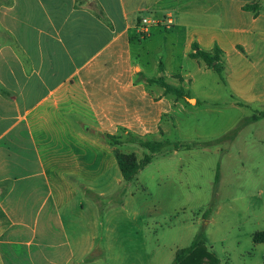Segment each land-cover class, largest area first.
<instances>
[{
  "label": "crops",
  "instance_id": "crops-1",
  "mask_svg": "<svg viewBox=\"0 0 264 264\" xmlns=\"http://www.w3.org/2000/svg\"><path fill=\"white\" fill-rule=\"evenodd\" d=\"M83 1H0V264H142L139 247L121 242L126 239L122 227L110 234L111 228L101 224L78 226L66 208L74 198L75 177L92 187L105 182L109 171L121 174L100 132L114 135L124 129L142 139L157 138L167 133L171 114L177 109L180 115L187 113L182 99L146 82L163 76L181 87L185 80L178 82L171 74L168 80L161 61L163 72L157 77L138 66L144 45H151L161 30L149 38L133 32L137 34L136 21L144 12L166 16L171 26L164 31V44L182 27L179 16L198 11L193 3L167 8L163 3L169 0ZM251 1L211 0L220 4L214 15L207 11L211 17H227L230 7L236 20L203 30L188 25L185 53L191 58L194 43L207 52L218 45L226 63L228 55L235 57L234 74L226 77L236 99L264 107V86L257 84L259 77L264 79V0L258 16L242 10ZM99 11L105 20L96 16ZM196 97L199 105L204 103L196 109L210 106L211 101ZM243 103L229 107L242 110ZM239 121L217 136L208 123L209 130L197 141L212 142ZM229 150L219 153L231 157ZM239 162L245 166V160ZM90 171L98 173L96 179H90ZM223 172L219 159L216 180ZM260 194L255 199L264 204V190ZM262 231L264 226L250 234ZM108 235L112 242L107 243ZM253 242L264 251V243Z\"/></svg>",
  "mask_w": 264,
  "mask_h": 264
},
{
  "label": "rangeland",
  "instance_id": "rangeland-1",
  "mask_svg": "<svg viewBox=\"0 0 264 264\" xmlns=\"http://www.w3.org/2000/svg\"><path fill=\"white\" fill-rule=\"evenodd\" d=\"M0 1L3 4L10 2ZM175 3H193L198 13L194 16H177L182 27L175 36L169 35L164 44L162 37L171 26L169 19L151 12L138 16L136 24L139 26L141 16L160 21L159 26L150 27L146 38L152 36L155 30H161V33L157 31L154 34L151 45H144L145 52L138 66L144 68L148 76L157 77L162 75L159 74L161 61L168 80H172L171 75L178 82L185 80L181 87L187 92L188 89L192 90L189 98L182 99L187 113L180 115L177 109L171 114L169 124L165 125L167 133L159 134L157 138H143L166 144L154 154L152 164L133 181L126 182L118 170L109 171L105 182L99 185L96 181L92 187H88L86 182H78L75 177L74 198L66 212L76 215L75 223L78 226L92 228L101 224L111 228L110 234L122 227L126 239L122 238L121 242L132 245L134 250L135 246L139 247L137 254L142 264H174L176 252L189 247L201 232L205 234L209 250L220 259V264H264V251L256 249L253 242L255 234L259 232L250 234L264 226V204L255 199L259 195L262 197L260 192L264 190V119H254L264 112V107L259 103L245 104L237 100L235 93L229 89L227 77L232 78L234 74V56L228 55L227 63L226 57L223 58L225 82H222L202 59L194 61L185 53L188 25L202 30L218 24L226 26L233 22V18L236 20L235 12L229 7L225 11L227 17L223 16L220 20L211 17L207 11L212 9L211 14L214 15L220 8V4L211 0H169L163 5L171 8ZM225 5L228 4H224V8H227ZM242 8L258 16L262 9L261 0L245 2ZM135 33L136 30L133 35L140 37L139 28ZM171 38H174L173 42ZM256 47L259 49V43ZM263 82L264 79L259 77L258 87H263ZM196 95L211 101L210 106L204 110L196 109L204 104H198ZM171 97L175 95L171 94ZM218 97V101L213 100ZM230 103H243L246 107L242 110L231 109ZM238 118L240 121L236 127L216 140L197 141L198 136L202 137L209 130L208 123L212 124L213 134L217 136L223 134ZM108 134L100 132V139L106 143L108 152L115 156L119 170L120 163L128 164L151 155L150 151L134 143H112L106 137ZM236 135H240L239 139ZM114 136L121 137L123 141L130 138L124 129ZM168 141L171 143L168 144ZM177 142L192 144L197 149L193 147L192 150L174 152L173 144ZM212 144L215 145L208 149L200 148ZM220 149H230L232 156L221 155ZM232 158L235 162L228 164ZM219 159L224 174L216 180ZM239 160H245V166ZM97 175V172L90 171V179H96ZM227 183L231 186L227 187ZM125 218V222L120 221ZM111 238L107 236V243L112 242ZM201 264L213 263L204 261Z\"/></svg>",
  "mask_w": 264,
  "mask_h": 264
},
{
  "label": "trees",
  "instance_id": "trees-1",
  "mask_svg": "<svg viewBox=\"0 0 264 264\" xmlns=\"http://www.w3.org/2000/svg\"><path fill=\"white\" fill-rule=\"evenodd\" d=\"M80 2L81 0H77ZM86 1V0H85ZM82 2H84L82 0ZM80 2V3H82ZM246 9V8H245ZM96 16L105 20L104 14L99 11L96 12ZM192 59H202L206 65L216 72L221 81L225 82L224 71L225 67L223 64L224 52L222 49L215 45L213 52H207L200 49L198 43L193 44V52L190 54ZM160 73L163 72V66L160 64ZM146 82L150 85H158L165 89L167 93L175 95L179 99H186L190 97V93L187 92L183 87L173 86L166 82L165 77H159L158 79H146ZM264 117V112L254 119H260ZM130 137L127 141H123L121 137H116L114 135H106V137L112 142L118 145L124 143H134L139 145L141 148H144L150 151L151 155L146 156L142 160L133 161L131 163H120V171L123 179L126 182L133 181L138 174L143 171L148 165H150L154 160V154L163 149L165 142L155 141V140H145L140 137L135 136L132 133H128ZM168 144L171 142L168 141ZM197 144V143H196ZM196 148L192 144H186L177 142L173 144V151L178 152L182 149L191 150ZM255 243H264V232L256 233L254 236ZM204 261L212 262L213 264H220V259L217 255L209 250L206 245V237L203 232L197 234L194 238V241L189 247L179 249L175 254L174 264H201Z\"/></svg>",
  "mask_w": 264,
  "mask_h": 264
},
{
  "label": "built area",
  "instance_id": "built-area-1",
  "mask_svg": "<svg viewBox=\"0 0 264 264\" xmlns=\"http://www.w3.org/2000/svg\"><path fill=\"white\" fill-rule=\"evenodd\" d=\"M159 22L160 21L157 20L156 18L143 17L142 20H141V25L139 27V32H140V35L139 36L141 38H146V36L149 33L150 27H152L153 25L159 26L160 25Z\"/></svg>",
  "mask_w": 264,
  "mask_h": 264
}]
</instances>
